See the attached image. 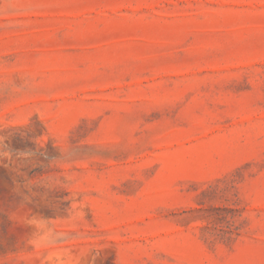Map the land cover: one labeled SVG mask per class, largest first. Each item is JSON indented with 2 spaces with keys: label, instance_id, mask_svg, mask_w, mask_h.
I'll return each instance as SVG.
<instances>
[{
  "label": "rangeland",
  "instance_id": "obj_1",
  "mask_svg": "<svg viewBox=\"0 0 264 264\" xmlns=\"http://www.w3.org/2000/svg\"><path fill=\"white\" fill-rule=\"evenodd\" d=\"M0 264H264V0H0Z\"/></svg>",
  "mask_w": 264,
  "mask_h": 264
}]
</instances>
